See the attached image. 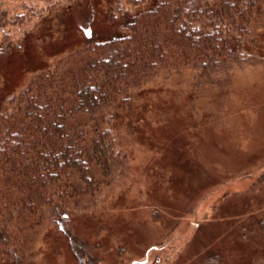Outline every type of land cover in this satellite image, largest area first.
Masks as SVG:
<instances>
[{
  "label": "trees",
  "instance_id": "16d2710c",
  "mask_svg": "<svg viewBox=\"0 0 264 264\" xmlns=\"http://www.w3.org/2000/svg\"><path fill=\"white\" fill-rule=\"evenodd\" d=\"M64 1L46 0L36 12L35 45L44 41L43 26L51 15L50 23L58 27L60 13L70 15L82 6ZM124 4L103 10L104 37L65 49L8 91L0 79V264H29V245L40 223L60 220L59 229L68 222L72 228V216L98 204L90 203L111 184L107 177L132 160L136 136L142 139L146 130L150 110L145 108L152 94L163 91L162 84L152 88L151 77L188 79L185 85L193 91L228 88L251 41L260 44L264 38V0ZM22 17L0 11L1 59L18 51L21 36L32 30L28 24L16 37L12 29ZM159 98L162 106L165 99ZM256 180H264V171ZM247 237L245 248L255 252L256 262L243 264H264V221L250 226L242 239ZM96 244H71L79 264L100 258L92 254L100 253ZM203 251V264H223L226 249L221 256Z\"/></svg>",
  "mask_w": 264,
  "mask_h": 264
},
{
  "label": "rangeland",
  "instance_id": "374dc122",
  "mask_svg": "<svg viewBox=\"0 0 264 264\" xmlns=\"http://www.w3.org/2000/svg\"><path fill=\"white\" fill-rule=\"evenodd\" d=\"M44 2L0 0L8 17L23 15L12 29L16 37L28 24L32 29L21 36L18 51L0 58L6 91L65 49L107 35L103 10L127 7L124 0H77L82 6L70 15L60 13L58 27L50 23L53 15L45 22L39 47L32 34ZM259 42L251 41L242 52L228 88L193 91L185 85L188 79L151 77L152 88L162 84L163 91L144 106L150 110L147 126L142 139L136 136L132 160L107 177L111 184L91 200L96 206L72 216V228L68 222L59 229L60 220L40 223L29 245V264H79L71 245L77 241L100 243V253H92L100 258L83 264H203V250L221 256L224 249L223 264L256 262L255 252L245 248L250 238L242 235L264 221V180H256L264 171V38Z\"/></svg>",
  "mask_w": 264,
  "mask_h": 264
}]
</instances>
